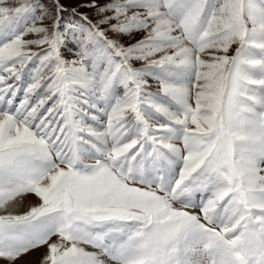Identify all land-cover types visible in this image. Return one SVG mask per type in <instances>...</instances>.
Instances as JSON below:
<instances>
[{
    "label": "snow or ice",
    "instance_id": "snow-or-ice-1",
    "mask_svg": "<svg viewBox=\"0 0 264 264\" xmlns=\"http://www.w3.org/2000/svg\"><path fill=\"white\" fill-rule=\"evenodd\" d=\"M0 264H264V0H0Z\"/></svg>",
    "mask_w": 264,
    "mask_h": 264
}]
</instances>
